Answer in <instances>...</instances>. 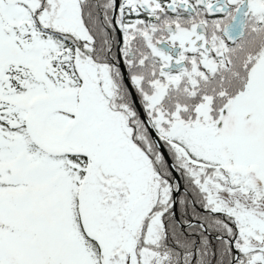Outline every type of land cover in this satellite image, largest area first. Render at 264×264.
Instances as JSON below:
<instances>
[{
  "label": "snow or ice",
  "instance_id": "snow-or-ice-1",
  "mask_svg": "<svg viewBox=\"0 0 264 264\" xmlns=\"http://www.w3.org/2000/svg\"><path fill=\"white\" fill-rule=\"evenodd\" d=\"M0 264H264V0H0Z\"/></svg>",
  "mask_w": 264,
  "mask_h": 264
}]
</instances>
